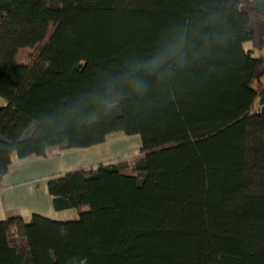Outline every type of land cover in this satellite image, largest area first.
Listing matches in <instances>:
<instances>
[{
  "label": "trees",
  "instance_id": "1",
  "mask_svg": "<svg viewBox=\"0 0 264 264\" xmlns=\"http://www.w3.org/2000/svg\"><path fill=\"white\" fill-rule=\"evenodd\" d=\"M263 74L254 0H0V175L140 136L48 180L76 219H0V264H264Z\"/></svg>",
  "mask_w": 264,
  "mask_h": 264
},
{
  "label": "crops",
  "instance_id": "2",
  "mask_svg": "<svg viewBox=\"0 0 264 264\" xmlns=\"http://www.w3.org/2000/svg\"><path fill=\"white\" fill-rule=\"evenodd\" d=\"M122 136L127 135L114 133L106 141L87 147L65 149L53 145L48 147L45 156L19 158L12 155L8 171L1 177L2 218L20 215L29 219L34 213L51 219L77 218L79 209L75 207L55 209L48 190V180L72 169L96 166L101 162L107 163L137 154L140 145L134 149V144ZM137 140L140 144V140Z\"/></svg>",
  "mask_w": 264,
  "mask_h": 264
},
{
  "label": "rangeland",
  "instance_id": "3",
  "mask_svg": "<svg viewBox=\"0 0 264 264\" xmlns=\"http://www.w3.org/2000/svg\"><path fill=\"white\" fill-rule=\"evenodd\" d=\"M245 45H246V46H249L250 43H249V42H246ZM29 52H30L29 49H28V50H26V49H25V50H22V51L20 52V57H25ZM255 53L257 54V52H255ZM263 83H264V74L255 77V79H254V81H253V85H254L255 88H257V89H258V88L260 89V87H262V84H263ZM5 103H6V100L0 96V105H3V104H5ZM119 134H120V133H119ZM122 137L127 138V139L131 142V144L133 143V144H134V149H136L137 146L140 145V144L138 143V140H137V138L140 140V136H139V134L127 135V136H122ZM134 149H133V150H134ZM13 156H16V154L14 153ZM124 171L129 172V171H131V169H130V167H125V168H124ZM2 217H4V215H3V208L0 207V219H1ZM73 219H76V218H73Z\"/></svg>",
  "mask_w": 264,
  "mask_h": 264
},
{
  "label": "water",
  "instance_id": "4",
  "mask_svg": "<svg viewBox=\"0 0 264 264\" xmlns=\"http://www.w3.org/2000/svg\"><path fill=\"white\" fill-rule=\"evenodd\" d=\"M256 3V6L259 10V12L263 15L264 17V0H254Z\"/></svg>",
  "mask_w": 264,
  "mask_h": 264
},
{
  "label": "built area",
  "instance_id": "5",
  "mask_svg": "<svg viewBox=\"0 0 264 264\" xmlns=\"http://www.w3.org/2000/svg\"><path fill=\"white\" fill-rule=\"evenodd\" d=\"M1 177H2V175H0V191L2 190V182H1Z\"/></svg>",
  "mask_w": 264,
  "mask_h": 264
}]
</instances>
